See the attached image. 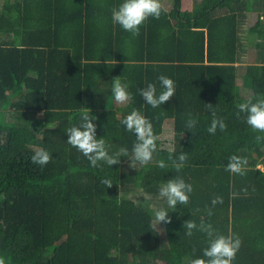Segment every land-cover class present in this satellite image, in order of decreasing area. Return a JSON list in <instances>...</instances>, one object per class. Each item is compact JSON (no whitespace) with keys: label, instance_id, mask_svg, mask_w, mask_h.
I'll use <instances>...</instances> for the list:
<instances>
[{"label":"trees","instance_id":"16d2710c","mask_svg":"<svg viewBox=\"0 0 264 264\" xmlns=\"http://www.w3.org/2000/svg\"><path fill=\"white\" fill-rule=\"evenodd\" d=\"M122 3L0 0V256L9 264H159L168 253L166 264H190L206 259L209 241L198 230L187 236L184 224L203 219L218 234L241 239L232 264H264V133L250 128L245 113L237 116L239 103L264 93V0H201L192 11L175 0L173 12L149 18L139 36L113 22ZM252 12L259 14L248 30L256 62L241 65L240 34ZM160 75L174 80L175 95L153 108L139 89L155 83L159 94ZM116 77L133 99L114 108ZM240 78L251 97H241ZM207 104L226 131L208 133ZM85 107L110 154L128 149L119 164L94 168L67 143L66 130ZM134 109L159 136L153 162L136 169L125 166L136 135L122 123ZM188 113L198 121L191 129ZM169 120L166 148L161 136ZM211 147L223 148L221 164L210 158ZM42 148L53 157L43 167L31 160ZM181 153L188 159L177 171L169 156ZM232 155L246 158L244 175L225 170ZM175 177L193 192L188 204L166 208L171 223L159 230L149 202ZM216 197L223 202L213 206Z\"/></svg>","mask_w":264,"mask_h":264},{"label":"clouds","instance_id":"9594fccd","mask_svg":"<svg viewBox=\"0 0 264 264\" xmlns=\"http://www.w3.org/2000/svg\"><path fill=\"white\" fill-rule=\"evenodd\" d=\"M164 7L161 0H123L118 8L112 10V20L115 24L122 27L123 30L132 33L133 36H139L141 26L149 19H159ZM160 84L159 94L155 83H148L146 87L139 89L140 96L145 103L153 108H159L166 102L170 101L175 95V82L166 75L158 77ZM112 93L117 104L125 105L133 99L132 93L129 91L130 85L122 82L121 77H116L112 81ZM212 110V120L207 131L211 135H215L217 129L226 131V123L216 116L214 107L207 104ZM240 113L246 114V123L256 132L264 133V93L257 94L254 102L249 100L237 105ZM188 119L186 126L194 128L198 121L192 117L191 113L187 114ZM96 118L92 116L91 110L82 109L80 122L77 125L66 130L68 136L67 143L77 148L90 162L92 167H98L100 162H104L109 166L117 165L121 162V157H128V149L126 147L119 148L118 151L111 153L108 151L104 138H97V125L93 122ZM128 132L136 135V142L132 147V154L129 160L130 166L135 168L137 164L148 165L153 162L154 153L157 151V136L154 132L152 122L146 118L139 110H132L122 121ZM259 141L262 137H256ZM52 155L46 149H40L31 157L32 163L39 164L41 167L47 165L52 160ZM186 153H181L176 159L170 155L169 160L172 161L173 167L180 171L187 161ZM247 165L246 158L232 155L228 159L225 170L239 175L245 174ZM167 165L163 160L158 167L165 168ZM108 188L113 186L109 179L101 180ZM193 192V186L186 183L181 177H175L167 180L159 187V197L166 200L168 208H175L177 204H188L190 194ZM222 197H216L212 200V205L222 203ZM152 223L158 225L162 223H171L169 211L165 207L153 206ZM213 213L208 210V215ZM187 236H192L193 232L198 230L205 233L208 237L209 246L204 249L203 257L190 261V264H232L242 245V241L238 236L218 234L211 223H205L203 219L197 224L195 221L188 220L184 224ZM0 264H9L4 256H0Z\"/></svg>","mask_w":264,"mask_h":264},{"label":"rangeland","instance_id":"374dc122","mask_svg":"<svg viewBox=\"0 0 264 264\" xmlns=\"http://www.w3.org/2000/svg\"><path fill=\"white\" fill-rule=\"evenodd\" d=\"M175 1V0H174ZM184 3L182 2V9H190L192 8V6L195 5V3L200 2L201 0H183ZM162 4H166V6H171L170 4L167 5L168 3L173 4V0H161ZM175 3V2H174ZM184 4V5H183ZM164 7V6H163ZM165 8V7H164ZM171 10V7H170ZM174 10V9H173ZM173 12V11H172ZM248 15L250 17H248ZM247 15V20L245 25L242 27V32L240 34V40L242 42V51H241V55H240V61L242 65H246V64H254L256 62V57H257V51L255 48V36H253V34H251L248 30L251 26H253L256 23L257 20V15L256 13H252L251 15L248 14ZM242 79L240 78L238 81V86L239 88L244 89V87L241 84ZM247 91V90H246ZM252 96V93L250 95V97ZM243 98H247L246 93L244 94ZM113 103V104H112ZM111 103L110 106H114L117 107L119 106H124V105H120L117 104L115 102V100ZM167 125L165 127V133L164 135L161 136V142L163 144L164 147L166 148H170L171 147V143H172V134H173V121L169 120L167 121ZM222 156H223V148H217V149H213L212 147L210 148V158H212V161L214 164H221L222 161ZM131 161L129 159H127L125 161V166L132 168L130 166ZM139 164L136 165L135 168L132 169H136L138 168ZM150 206L152 207V209L154 210L153 206L155 207H165L168 208L166 200L163 198H157L156 200H150ZM156 227H158V225H156ZM162 225H160L158 227L159 230H162ZM171 261V256L168 255V253H166L163 256L160 257L159 260V264H166L169 263Z\"/></svg>","mask_w":264,"mask_h":264},{"label":"crops","instance_id":"0c3cea01","mask_svg":"<svg viewBox=\"0 0 264 264\" xmlns=\"http://www.w3.org/2000/svg\"><path fill=\"white\" fill-rule=\"evenodd\" d=\"M175 1L173 0V4H171V3H168L167 5H171V6H166V4H164L163 6L165 7V9L171 14L172 13V11H173V9H174V7H175V3H174ZM182 2L184 3V1L183 0H181V5H182ZM201 2V1H200ZM196 4V3H195ZM184 5V4H183ZM170 7H171V10H170ZM193 8H194V6H192V8H190V9H182V10H188V11H192L193 10ZM252 13H256V15H257V20H258V17H259V14L257 13V12H252ZM252 13H248V14H252ZM247 14V15H248ZM248 17H250L249 15H248ZM262 19H264V18H262ZM246 20H247V18H246ZM257 20H256V22H257ZM252 27V26H251ZM250 27V28H251ZM249 28V29H250ZM242 65V64H241ZM247 65V64H246ZM247 90V91H246ZM246 93V95H247V97H250V95H251V93H252V91L251 90H248V89H246V88H244V89H242V88H240V94H241V97L243 98L244 97V94ZM261 168H262V166H261Z\"/></svg>","mask_w":264,"mask_h":264}]
</instances>
